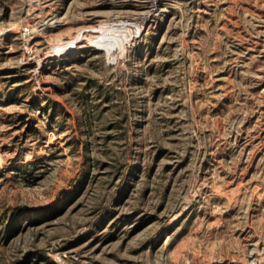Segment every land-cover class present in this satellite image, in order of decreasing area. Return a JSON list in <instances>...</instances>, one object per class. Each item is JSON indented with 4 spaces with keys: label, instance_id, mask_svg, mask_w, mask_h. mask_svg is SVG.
<instances>
[{
    "label": "rangeland",
    "instance_id": "1",
    "mask_svg": "<svg viewBox=\"0 0 264 264\" xmlns=\"http://www.w3.org/2000/svg\"><path fill=\"white\" fill-rule=\"evenodd\" d=\"M0 264H264V0H0Z\"/></svg>",
    "mask_w": 264,
    "mask_h": 264
},
{
    "label": "bare ground",
    "instance_id": "2",
    "mask_svg": "<svg viewBox=\"0 0 264 264\" xmlns=\"http://www.w3.org/2000/svg\"><path fill=\"white\" fill-rule=\"evenodd\" d=\"M124 24V23H123ZM115 27V26H114ZM117 27V26H116ZM113 28V27H112ZM119 28V27H118ZM122 28V27H121ZM110 29V28H109ZM117 29V28H116ZM110 30H113V29H110ZM121 30V29H118V31ZM106 34V32L104 33ZM114 34V33H113ZM105 38L103 40H101L100 42L102 43V45L106 48H110L111 44L113 43V40L109 39L107 37V35H103ZM107 37V38H106ZM115 42V41H114ZM113 45V44H112ZM252 242V241H250ZM255 243V242H254ZM253 244V243H252Z\"/></svg>",
    "mask_w": 264,
    "mask_h": 264
}]
</instances>
